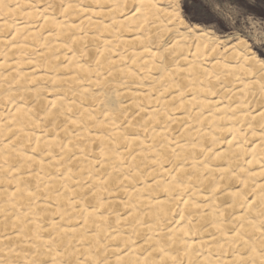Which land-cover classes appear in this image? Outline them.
Instances as JSON below:
<instances>
[{
  "label": "bare ground",
  "instance_id": "bare-ground-1",
  "mask_svg": "<svg viewBox=\"0 0 264 264\" xmlns=\"http://www.w3.org/2000/svg\"><path fill=\"white\" fill-rule=\"evenodd\" d=\"M171 2L0 0V264H260L264 87Z\"/></svg>",
  "mask_w": 264,
  "mask_h": 264
},
{
  "label": "snow or ice",
  "instance_id": "snow-or-ice-1",
  "mask_svg": "<svg viewBox=\"0 0 264 264\" xmlns=\"http://www.w3.org/2000/svg\"><path fill=\"white\" fill-rule=\"evenodd\" d=\"M168 7L170 11L167 16L174 23L184 25L185 19L191 18L208 26L215 25L217 31L231 32L228 37L229 44L234 41L235 47L242 53L240 59L244 61L245 72L254 69L253 79L259 76L261 86L264 87V13L260 14L257 23L249 0H172ZM185 30L191 34L188 26H185ZM252 207L254 205H249V211ZM241 208L243 210L244 205ZM259 216L262 218L259 223L260 235L264 238V208ZM249 250L254 251L251 247ZM101 251H97L94 259L85 260L81 254L75 260H65L63 264H107V260L101 257ZM259 255L262 258L260 264H264V243L259 246ZM251 264L256 262L253 260Z\"/></svg>",
  "mask_w": 264,
  "mask_h": 264
},
{
  "label": "rangeland",
  "instance_id": "rangeland-1",
  "mask_svg": "<svg viewBox=\"0 0 264 264\" xmlns=\"http://www.w3.org/2000/svg\"><path fill=\"white\" fill-rule=\"evenodd\" d=\"M249 2L251 3L253 7L252 14L256 17L257 23H259L260 14L264 13V0H249ZM186 20L190 24L200 25L203 29H207L212 34H215L217 36H223V37L228 36L229 37L231 35V32L229 31H225V32L217 31L215 25L208 26L204 23H198L196 19H191V18H186Z\"/></svg>",
  "mask_w": 264,
  "mask_h": 264
}]
</instances>
